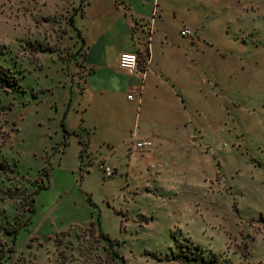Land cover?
I'll return each instance as SVG.
<instances>
[{
  "label": "rangeland",
  "instance_id": "374dc122",
  "mask_svg": "<svg viewBox=\"0 0 264 264\" xmlns=\"http://www.w3.org/2000/svg\"><path fill=\"white\" fill-rule=\"evenodd\" d=\"M244 1L250 14L231 30L248 49L249 84L237 88L234 114L214 137L215 194L178 187L124 201L127 185L115 176L95 173L83 184L80 172L71 180L55 160L59 116L71 114L66 64L71 54L80 58L70 29L75 9L0 0V223L13 231L0 233L11 250L1 264H172L173 253L192 264H264V0ZM93 214V229L77 224Z\"/></svg>",
  "mask_w": 264,
  "mask_h": 264
},
{
  "label": "crops",
  "instance_id": "0c3cea01",
  "mask_svg": "<svg viewBox=\"0 0 264 264\" xmlns=\"http://www.w3.org/2000/svg\"><path fill=\"white\" fill-rule=\"evenodd\" d=\"M41 1L60 8L70 3L75 9L70 29L80 58L71 54L66 64L71 67V114L59 116L55 159L71 180L77 172L83 184L95 173L105 179L102 163L127 185L122 189L124 201L144 191L148 196L178 187L190 193L208 191L220 172L214 137L225 132V118L234 114L237 88L249 84L243 81L248 49L231 30L235 20L250 14L249 4ZM185 28L193 35L182 36ZM126 52L139 55L145 80L120 69L119 57ZM146 139L154 142L152 149L135 147ZM93 216L77 224L91 227Z\"/></svg>",
  "mask_w": 264,
  "mask_h": 264
},
{
  "label": "built area",
  "instance_id": "2783aa9c",
  "mask_svg": "<svg viewBox=\"0 0 264 264\" xmlns=\"http://www.w3.org/2000/svg\"><path fill=\"white\" fill-rule=\"evenodd\" d=\"M181 35L184 37H190L193 35V32L191 29L185 28L181 31ZM119 67L127 74L135 78H141L142 80H145L147 76V72L143 70L140 57L137 53H122L119 57ZM128 97L129 99H133L134 94H131ZM135 147L139 150H149L154 147V142L150 139L139 140L135 142ZM99 168L104 172L106 177H112L115 174L114 170L105 164L100 163Z\"/></svg>",
  "mask_w": 264,
  "mask_h": 264
},
{
  "label": "trees",
  "instance_id": "16d2710c",
  "mask_svg": "<svg viewBox=\"0 0 264 264\" xmlns=\"http://www.w3.org/2000/svg\"><path fill=\"white\" fill-rule=\"evenodd\" d=\"M5 71H6L5 69L1 68L0 73L1 72L6 73ZM6 77L8 78L10 76H7V74H6ZM1 80L4 83V81H6V78L5 79H1ZM84 152H86V150H84L83 153ZM37 193H38V191L35 192L33 195L36 196ZM5 196H6V194H5ZM10 197H13V195H11ZM36 210H37L36 209V197H32L31 198V206L29 208V212H31V215H33V214H35ZM26 224H28V221L24 222V224L21 225V228H23V226H25ZM94 225L95 224L92 223V226H91L92 229L94 228ZM12 232L13 231L11 229H9L8 227L3 226V224L0 223V233H3V234H11ZM100 237L102 239L106 240L107 242H109L110 246H113L114 245L115 240H112L107 234L101 233L100 234ZM6 245H7L6 242H2L0 240V264L2 263V261L4 260V258L6 257L7 253L11 251L9 248H7ZM198 249H199V247H196V250H198ZM111 254H112L111 255L112 256V259L114 261H116V260L123 261L124 260L123 257L116 250H114V249L111 250ZM173 259L179 260V261H181L183 263H186L187 262V263H191L192 264V259L189 257V255H185L183 253H180V254L173 253ZM214 259H215V257H214ZM193 260H196V258L193 259ZM212 261L210 263H212ZM122 263H124V261ZM216 264H224V263L217 261Z\"/></svg>",
  "mask_w": 264,
  "mask_h": 264
}]
</instances>
